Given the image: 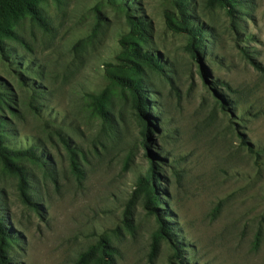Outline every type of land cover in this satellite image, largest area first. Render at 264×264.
<instances>
[{"label":"rangeland","instance_id":"rangeland-1","mask_svg":"<svg viewBox=\"0 0 264 264\" xmlns=\"http://www.w3.org/2000/svg\"><path fill=\"white\" fill-rule=\"evenodd\" d=\"M239 1L232 17L187 0L189 26L204 31L200 61L187 32L166 25L167 11L179 16L174 0H45L47 31L19 22L20 41L0 52V120L6 146L38 160H15L34 205L0 160V218L18 238L12 264H76L102 236L120 249L117 264H264V0ZM128 14L148 23L143 47L158 63L141 76L150 151L130 91L106 71L118 65ZM107 87L110 123L90 98ZM150 156L180 261L167 240L150 258L159 223L138 191Z\"/></svg>","mask_w":264,"mask_h":264},{"label":"trees","instance_id":"trees-1","mask_svg":"<svg viewBox=\"0 0 264 264\" xmlns=\"http://www.w3.org/2000/svg\"><path fill=\"white\" fill-rule=\"evenodd\" d=\"M45 0H0V52H3L6 41H20L17 35L16 27L21 20L29 17L36 22L42 29L48 30L47 19L42 11L41 4ZM59 1V0H57ZM187 0H174L179 16L167 11L165 14L166 25L172 31H186L188 34L187 50L192 54L195 60H201V44L203 29L200 25L189 26V15L186 10ZM208 4L220 5L227 9L229 15L234 17L240 1L239 0H208ZM130 31L120 36V52L116 59L118 65L107 64L106 71L110 82L114 86L127 89L132 95L135 110L146 122L143 128V146L150 151V141L152 138L153 116L147 112V99L142 85V66L144 64L152 68H157L158 63L154 55L146 51L143 45L147 41L148 23L140 16L127 15ZM110 87L104 89L99 95H91L92 107L95 113L105 122L110 123V112L108 105L110 103ZM1 97V95H0ZM1 100V98H0ZM3 122L0 120V160L3 167L9 173L19 179L20 192L25 204L34 205L27 190L29 188L28 173L26 169L15 160L28 157L34 161L38 160L35 149L12 150L8 148L4 141ZM251 153L260 156L254 151V147L247 144ZM151 157V156H150ZM153 157V154H152ZM151 157V159H152ZM158 175L155 169L154 160L148 169L146 175L138 180L139 192L144 193V206L154 214L159 223L158 230L152 236L150 258L157 257L162 240H167L172 244L174 257L181 260L182 243L177 239V234L172 228V224L167 222L161 215L159 205L161 203L160 191L157 188ZM18 238L12 234L6 227L2 218H0V264H12L7 256L8 249ZM121 258L120 249L113 245L109 238L102 236L99 240L89 246V248L79 255L76 264H117ZM183 264V263H182Z\"/></svg>","mask_w":264,"mask_h":264}]
</instances>
